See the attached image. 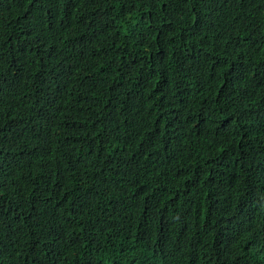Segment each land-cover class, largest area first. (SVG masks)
I'll use <instances>...</instances> for the list:
<instances>
[{
    "label": "trees",
    "instance_id": "trees-1",
    "mask_svg": "<svg viewBox=\"0 0 264 264\" xmlns=\"http://www.w3.org/2000/svg\"><path fill=\"white\" fill-rule=\"evenodd\" d=\"M150 258L264 264V0H0V264Z\"/></svg>",
    "mask_w": 264,
    "mask_h": 264
},
{
    "label": "clouds",
    "instance_id": "clouds-1",
    "mask_svg": "<svg viewBox=\"0 0 264 264\" xmlns=\"http://www.w3.org/2000/svg\"><path fill=\"white\" fill-rule=\"evenodd\" d=\"M50 216L51 217H49V218H52L53 217V213L52 214H50ZM123 258V257H122ZM126 259V258H125ZM121 260V259H120ZM127 260V259H126ZM125 260V261H126ZM128 262L130 263V264H134L132 261H130L129 259H128ZM120 263H122V262H120ZM125 264V263H124ZM149 264H153V260L150 258V261H149Z\"/></svg>",
    "mask_w": 264,
    "mask_h": 264
}]
</instances>
